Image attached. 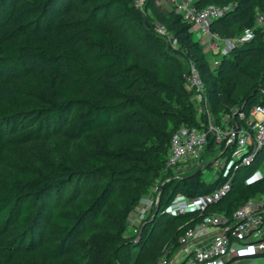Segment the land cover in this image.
Segmentation results:
<instances>
[{"label": "trees", "instance_id": "obj_1", "mask_svg": "<svg viewBox=\"0 0 264 264\" xmlns=\"http://www.w3.org/2000/svg\"><path fill=\"white\" fill-rule=\"evenodd\" d=\"M55 1L0 0V13L11 15L21 7L24 18L33 22L41 16L52 14L55 11ZM135 2L136 0H80L81 10H72L65 16H59L54 22L55 33L58 35L73 31L72 40L69 41L63 38L53 41L50 32H20L15 26L0 34V74L4 61L10 64L7 67L14 69L19 65L23 53L31 57L38 69H48L45 75L43 71L37 77V85L31 90L30 100L23 102L17 112L2 117L6 134H12L13 118L18 117L22 118L19 125L23 131L18 139L34 141L43 132H52V135L46 136L77 142L88 135V148L83 155L73 160L66 159L60 164H53L45 155H39L46 172H57L58 178L55 181L65 185H69L72 180L84 181L82 186L77 182L76 188L71 187L69 201L72 206L69 211L51 210L48 219L56 226L47 225L42 228L40 250L49 261L62 260L71 253L72 241L83 238L86 234L85 228L82 231L80 228L86 227L88 220H96L109 204L119 180L106 179L105 161L115 165L132 162L140 167L148 166L147 168H152L151 177L159 178L163 185L158 202L159 213L151 221L152 215L148 216L138 240V234L123 238L122 225L143 194L146 182L141 181L137 190L129 194L123 208L110 206L112 213L120 220L121 227L116 231L117 245L114 251L110 255L109 252L105 253L104 248L99 264H154L168 248L170 252L167 258L171 259L180 246L179 236L188 227L200 222L204 215L217 211L231 218L249 199L264 194V177L246 183L256 165L264 159L263 147L249 166L241 167L235 172L226 196L208 206L202 215L197 212L177 216L161 213L175 194L182 193L188 197L206 194L227 179L218 172L209 183L190 174L165 181L175 175L172 170L162 173L173 132L181 126L200 127L207 123L206 113L198 111L192 90L186 88L185 75L189 64L195 66L204 83L205 103L202 107L218 125L222 116L231 114L235 109L248 115L254 105L264 103V24L255 25L258 15H262L264 19V0H193V5L199 9L207 5H232L229 11L210 23L209 31L220 37H235L245 27H255L254 38L220 56L214 68H211L206 59L201 41L194 38L191 24L181 14L173 10L163 12L156 0H143L140 5ZM105 6H108V14L119 9L121 15L126 16L123 26L117 23L121 18L118 16L100 19ZM131 24L136 25L139 36L131 37L126 33ZM156 24L166 28L167 37L156 32ZM170 40L175 41L177 48L167 46ZM66 43L76 46L78 52L84 51L82 61L85 66L82 65V68L93 67L97 75L94 76L89 70L86 77L78 69L79 64L71 68L62 67V50H65ZM76 47L74 48L77 50ZM167 53L172 54L176 65L168 84L163 86L155 78L154 70L158 65L157 59L158 62L168 60L165 56ZM73 87L82 95L75 96ZM18 88L17 85L16 89ZM84 90L88 92L85 96ZM72 108L78 110L69 117ZM234 116L239 126H245L244 120L237 114ZM112 119L116 123V134H130L138 125L143 136L151 140L148 150L132 145L110 149L103 140L89 136V132L107 126ZM218 149L221 156L229 152L230 157V148H226L224 142ZM214 151V140L209 135L205 153ZM109 172L108 169V174ZM141 172L139 168L134 170L138 176ZM239 172L242 173L238 176ZM6 180L14 193L17 192V197L21 194L24 200L17 203L13 196L0 195V235L10 222L23 227L32 224L35 212L33 198L43 196L54 182L47 175L24 170L9 171ZM133 181L136 183L138 180ZM95 185L101 188L97 195L89 202L81 201L79 198L83 193L89 190L93 192L92 187ZM36 219L39 220L37 216ZM126 247L132 248L127 255L124 252ZM12 250L9 252L0 248V264H11L16 253L28 251L17 247ZM255 256L264 257V253Z\"/></svg>", "mask_w": 264, "mask_h": 264}, {"label": "rangeland", "instance_id": "obj_2", "mask_svg": "<svg viewBox=\"0 0 264 264\" xmlns=\"http://www.w3.org/2000/svg\"><path fill=\"white\" fill-rule=\"evenodd\" d=\"M79 1L80 0H56L53 4V10L55 11L52 14L41 16L33 22H28L24 18L20 9L21 7L16 9L13 13H11V15H7V13L4 12L2 14L0 13V34L9 30L12 26H15L16 30H19L20 32H31L33 30L50 32L52 34L51 38L53 41L63 39L66 41L72 40L71 34L73 31H67L64 34L58 35L55 33L56 29L54 27V22L59 16H65L72 10L78 11L80 8ZM142 1L143 0H136L135 4L140 5ZM156 3L165 13L171 10L169 0H156ZM108 10V6L103 7L100 19H108L109 16H113V18L118 16L121 17L120 20H116L118 24L122 25L125 22L126 16L121 15L119 9L114 10L110 14H108ZM57 11L59 13L56 14ZM105 12H107V15H105ZM113 24H115V22H113ZM160 27H163L164 29L162 34L158 32V28ZM155 30L162 37L168 36L167 30L163 25L156 24ZM126 33L131 37H137L140 35L136 25L132 24L127 27ZM194 38L199 40L196 33H194ZM167 46L171 49L177 48V44L173 40H170ZM202 46H204L203 43ZM74 47L76 46H70L68 43L65 44V50H62L64 54V65L62 64V67L65 66L66 68H71L72 66L76 67L77 64H79L78 69L86 77L89 70L94 76L97 75V71L93 67L82 68V65H84L82 61L84 51L81 50L78 52V48L76 47V50ZM204 51L206 52L205 49ZM171 55L172 54L168 53L165 55L168 57L167 61L162 59L158 62L157 59L158 65L154 70L155 78L158 80V83H161L163 86L168 84L169 78L173 75L172 71L175 69L174 66L176 64H174L175 61L172 59ZM219 58L220 56L218 54H213L211 51L206 52V59L208 60L211 68H214L215 63L219 60ZM19 62L20 63L17 67L10 69L6 66L10 64L4 61V66L1 71L2 73L0 74V195L13 196L16 198L17 203H21L24 200L21 194L17 197V192L14 193L13 189L8 185L6 178L11 170H24L34 174L47 175V177L52 178L54 182L47 188L43 196L33 198L35 212L33 214L34 221L32 224H28L27 227L16 225L14 222L6 224V229L0 235V248L9 252L13 251L12 249L15 247L28 249V251H25L24 253H16L17 256L11 260V264H99V262H101L102 251L104 248L106 249L105 253L109 252L110 255L114 251V248L117 245L115 242L116 231L119 227H121L120 220L112 213L110 206L116 205L118 208H123L129 194L134 193V191L137 190L141 181L143 183L146 182L143 194L140 196L137 204H135L130 215L122 225L123 238L132 237L139 233L141 226L148 221V216L150 217L153 215L156 206L159 204L157 195L159 189L162 188L163 182H160L159 178L155 179L151 177L153 173L152 168H147L148 166L143 165L140 167L137 163L132 162H124L119 165H115L105 161L106 179L108 180L109 178L119 180L116 183L117 188L111 195L109 204L101 211L96 220H88L87 226L80 228V231L85 228V237L83 235V238L79 237L72 241L73 250L71 253L65 255L64 259L49 261L45 258L40 250L42 228L47 225L56 226L54 222L48 219L51 210L60 209L69 211L72 206V202L69 201V198H71L70 195L72 194L71 187L76 188L75 184L77 182L79 186H82L84 185V181L81 179H78L77 181L72 180L69 185L55 181V179L58 178L57 172H46V167L39 155H45L48 161L53 164H60L66 159L73 160L77 156L83 155L84 150L88 148V135H85L81 141L77 142H69L57 137L46 136L48 134L52 135V132H43L38 135L37 140L34 141H30L29 139H18L17 137L23 132L21 131V127L19 125L22 118L18 117L13 118V128L11 129L12 134H6L7 129L2 126V117L10 116L11 113L17 112L23 102L30 100L31 90L37 85V77L41 76L43 71L44 75L48 72L47 68H43L42 70L38 69V67L35 66L37 64H35L31 60V57L26 55V53H23ZM130 62H132L131 58ZM22 80L24 81L22 82ZM17 85L19 86L18 89H16ZM186 88L188 89L189 87L186 85ZM73 90L75 91V96L82 95L78 94L75 87H73ZM87 93L88 92L84 90L83 95L85 96ZM77 110V108H72L69 112V117H71L72 113ZM226 115L230 116L233 122V114L231 113ZM115 125V120L112 119L107 126L91 131L88 134L93 138L103 140L105 145L110 149L132 145L134 147L141 146L142 149L148 150L147 146L151 143V140L143 136V133L138 125L136 126L135 131L130 134H116L114 131ZM176 131L177 129L173 132V134ZM228 153L222 157H219V149H215L212 153H204V161L201 166L199 165V167H194L190 162H186L184 167L191 166V168L189 170L181 171L177 177L181 178L183 175L186 176L187 174H190L196 176L199 180H205L209 183L215 178V176H217V169L220 164L224 163L225 157ZM151 154L153 155V153ZM215 161L217 162L216 165L214 164ZM209 162L211 165L204 167ZM137 168L142 171L140 176L134 173V170ZM108 169L110 171L109 174ZM240 173L242 172H239L237 175L239 176ZM134 179L138 181L134 183ZM92 188H94L93 192L90 190L86 191L79 199L83 202H89L101 189L99 185H95ZM141 206L146 207L147 209L145 215H141L140 213L142 210ZM212 212L224 214L217 211ZM36 216L39 220L36 219ZM9 221H12V219ZM190 221L191 219L188 222ZM188 222L185 224H188ZM211 230L217 229L212 228ZM21 233L23 235H21ZM181 248L182 246L180 245L177 251ZM131 250L132 248L126 247L124 251L125 255L129 254ZM177 251H175L173 255L176 254ZM182 256L183 255H181V258ZM81 258L82 261L80 262ZM259 260H263V258H259ZM143 261L144 263L146 262V260Z\"/></svg>", "mask_w": 264, "mask_h": 264}, {"label": "built area", "instance_id": "obj_3", "mask_svg": "<svg viewBox=\"0 0 264 264\" xmlns=\"http://www.w3.org/2000/svg\"><path fill=\"white\" fill-rule=\"evenodd\" d=\"M169 2L171 10L181 14L183 19L191 24V30L204 44L206 52L211 51L213 54L224 56L233 48L248 43L255 36V27H245L237 36L231 38L220 37L209 31L212 20L229 11L232 8L231 4L207 5L199 9L193 5V0ZM263 24V16L258 15L255 25ZM158 32L162 34L163 27L158 28ZM185 83L194 94L198 111L206 113L207 123L200 127L181 126L177 129L170 139L162 173L166 174L168 170H172L177 176L181 171L191 168L184 167L186 162H190L194 167L201 166L209 135L214 140L215 149L220 148L224 142L225 147L230 148L231 154L230 157L229 154L225 157L219 168L217 167L218 172L227 179L206 194L195 197L176 194L171 203L161 211L162 214L171 216L190 212H197L200 215L205 213L208 206L220 201L229 192L235 172L241 167L249 166L257 152L264 147V103L254 105L248 115L240 109H235L232 111L233 122L230 116L225 115L218 125L202 107L205 103V87L198 71L191 63L185 75ZM236 114L244 120L245 126H239L235 120ZM219 157H222L221 152ZM260 178V174L253 173L246 179V183ZM141 207L140 213L145 215L147 209ZM212 228L217 230H211ZM178 240L182 248L172 255L171 259L167 258L170 248L165 249L154 264H233L240 256L253 252L261 253L264 251V194L249 199L231 218L213 212L204 215L199 223L188 227Z\"/></svg>", "mask_w": 264, "mask_h": 264}, {"label": "crops", "instance_id": "obj_4", "mask_svg": "<svg viewBox=\"0 0 264 264\" xmlns=\"http://www.w3.org/2000/svg\"><path fill=\"white\" fill-rule=\"evenodd\" d=\"M253 173L260 174L261 178L264 177V159L256 165V167L254 168L251 174ZM261 253H264V251H262ZM257 254L258 253L253 252L240 256L235 262H233V264H263L264 257L255 256ZM259 258H263V260H259Z\"/></svg>", "mask_w": 264, "mask_h": 264}, {"label": "water", "instance_id": "obj_5", "mask_svg": "<svg viewBox=\"0 0 264 264\" xmlns=\"http://www.w3.org/2000/svg\"><path fill=\"white\" fill-rule=\"evenodd\" d=\"M209 165V163L208 164H206L204 167H206V166H208ZM203 168V167H202ZM201 168V169H202ZM198 172V171H197ZM178 177L177 176H174V177H172V178H170V179H166L165 181H168V180H171V179H177ZM164 181V182H165ZM160 193H161V188L159 189V191H158V195H157V198H158V200H159V197H160ZM158 210H159V206L157 205L156 206V208H155V211L153 212V215L151 216V219L149 220V221H151L154 217H155V215L157 214V212H158ZM146 224V222L141 226V228H140V230H139V233H138V236H137V240L139 239V237H140V233H141V230H142V227L144 226Z\"/></svg>", "mask_w": 264, "mask_h": 264}, {"label": "clouds", "instance_id": "obj_6", "mask_svg": "<svg viewBox=\"0 0 264 264\" xmlns=\"http://www.w3.org/2000/svg\"><path fill=\"white\" fill-rule=\"evenodd\" d=\"M249 251H252V249H249Z\"/></svg>", "mask_w": 264, "mask_h": 264}]
</instances>
